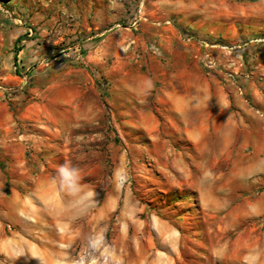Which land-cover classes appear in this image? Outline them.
I'll use <instances>...</instances> for the list:
<instances>
[{
  "label": "rangeland",
  "instance_id": "obj_1",
  "mask_svg": "<svg viewBox=\"0 0 264 264\" xmlns=\"http://www.w3.org/2000/svg\"><path fill=\"white\" fill-rule=\"evenodd\" d=\"M263 39L264 0H0V264L264 263V215L223 230L227 219L174 185L176 141L160 119L149 135L111 120L105 78L154 69L177 43L264 123ZM77 81L81 121H29L60 95L48 85Z\"/></svg>",
  "mask_w": 264,
  "mask_h": 264
},
{
  "label": "crops",
  "instance_id": "obj_2",
  "mask_svg": "<svg viewBox=\"0 0 264 264\" xmlns=\"http://www.w3.org/2000/svg\"><path fill=\"white\" fill-rule=\"evenodd\" d=\"M159 52L154 69L148 64L139 70L125 65L106 69L111 120L122 129L132 126L149 135L152 121L160 119L176 141L175 157L168 163L174 185L195 193L205 214L227 219L223 230L264 215V193L257 196L264 179V123L232 86L205 74L188 49L172 43ZM63 84L44 89L50 93L61 87L60 95L43 99L29 121L55 123V112L63 123L82 120L86 90L80 81ZM149 98L154 111L146 109ZM2 130L3 136L12 132ZM223 167L229 171L219 172Z\"/></svg>",
  "mask_w": 264,
  "mask_h": 264
},
{
  "label": "built area",
  "instance_id": "obj_3",
  "mask_svg": "<svg viewBox=\"0 0 264 264\" xmlns=\"http://www.w3.org/2000/svg\"><path fill=\"white\" fill-rule=\"evenodd\" d=\"M186 40H188V39H186ZM258 42H264V39L263 40H258ZM199 46L201 48H203V49L212 48V49H218L220 51L227 52V53H229L230 51L235 50L236 48L239 49V46H237V47H235V46L234 47H228V46L222 45V44L209 45V44L205 43L204 41H199ZM202 66L207 72L213 71L216 68V64L214 62L213 57L210 56L209 54L205 53L202 56Z\"/></svg>",
  "mask_w": 264,
  "mask_h": 264
}]
</instances>
